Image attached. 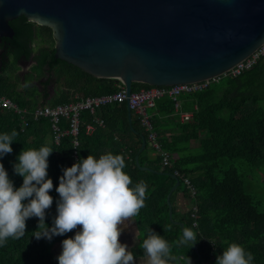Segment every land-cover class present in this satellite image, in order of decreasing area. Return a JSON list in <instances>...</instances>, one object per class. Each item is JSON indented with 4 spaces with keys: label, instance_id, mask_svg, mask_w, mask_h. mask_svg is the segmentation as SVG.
Instances as JSON below:
<instances>
[{
    "label": "trees",
    "instance_id": "1",
    "mask_svg": "<svg viewBox=\"0 0 264 264\" xmlns=\"http://www.w3.org/2000/svg\"><path fill=\"white\" fill-rule=\"evenodd\" d=\"M10 28L15 37L0 41V95L12 99L20 108L33 110L43 103L53 106L117 90V80L94 77L73 64L55 60L54 48L43 46L47 41L54 42L51 29L39 27L25 17L10 22ZM37 40L38 47L34 48ZM29 62L32 63L29 70L20 76L22 64ZM31 80L34 82L30 83ZM22 81L25 85L20 90ZM149 87L146 83L132 82V91ZM179 101L180 111L191 114L187 122H179L167 96L157 98L155 107L151 108L155 113H150L161 149L174 157L171 169H161L160 159L149 157L147 143L138 154L141 140L147 141V134L132 111L129 122L125 102L100 106L93 114L88 110L80 112L76 148L79 160L89 154L97 158L106 153L122 155L126 164L123 171L132 180L130 186L140 181L146 183L145 205L135 219L146 228L143 234L152 229L172 245L174 259H169L167 264H177L178 255L190 261L199 257L198 262L191 264H215L216 257L231 243L251 252L252 264H264V213L244 190L242 176L235 166L225 167L226 161H241L251 170L264 164V58L237 77L221 76L202 90L181 94ZM93 116L99 117L102 127H94V132L86 135L85 126L92 123ZM21 120L20 113L0 108V134H10L13 130L18 133L11 142L12 152L0 157V163L18 188L23 178L14 173L13 165L18 162L19 153L42 146L53 149L47 168V178L53 183L49 192L53 203L45 212V223L51 227L59 199L55 188L63 169L71 167L72 137L65 136L55 145L48 119L30 120L26 129H22ZM61 127L68 128L66 120L61 121ZM137 154L139 166L155 172L140 170L134 160ZM172 170L188 179L196 191L192 198L183 190L190 201L185 214L174 216L171 208V221L194 231L196 251L192 246H176L181 233L167 220L165 197L174 182L166 174ZM176 191L169 196L170 206ZM191 208L196 210L192 212ZM37 225L38 218L27 219L25 235L20 239L9 238L0 247V264H58L52 246L69 238L72 232L53 236L50 241L37 240L33 236Z\"/></svg>",
    "mask_w": 264,
    "mask_h": 264
},
{
    "label": "water",
    "instance_id": "2",
    "mask_svg": "<svg viewBox=\"0 0 264 264\" xmlns=\"http://www.w3.org/2000/svg\"><path fill=\"white\" fill-rule=\"evenodd\" d=\"M20 17L51 29L55 60L120 81L127 95L132 82L221 77L264 43V0H0V41L15 37L10 22ZM145 145L143 138L138 154ZM138 154L137 167L155 172L139 166ZM166 175L174 182L165 197L171 221L168 200L179 182ZM171 222L182 235V224Z\"/></svg>",
    "mask_w": 264,
    "mask_h": 264
},
{
    "label": "clouds",
    "instance_id": "3",
    "mask_svg": "<svg viewBox=\"0 0 264 264\" xmlns=\"http://www.w3.org/2000/svg\"><path fill=\"white\" fill-rule=\"evenodd\" d=\"M18 133L13 130L0 134V157L12 152L11 142ZM53 149L42 146L38 150H22L13 165L14 173L23 178L15 188L0 163V247L9 238L20 239L26 232V220L38 218V230L33 236L51 240L75 231L72 238L61 242L58 264H136V257L119 236L145 205L147 185L144 181L132 185L123 171L124 158L106 153L98 158H86L63 169L55 191L59 195L56 215L49 227L45 212L53 203L49 195L53 183L47 178L48 157ZM79 229V230H77ZM197 241L194 231L185 228L176 246L191 247ZM171 247L165 239L149 230L141 248L142 264H167ZM253 255L237 243H231L216 257L215 264H252ZM187 264H191L187 257Z\"/></svg>",
    "mask_w": 264,
    "mask_h": 264
},
{
    "label": "built area",
    "instance_id": "4",
    "mask_svg": "<svg viewBox=\"0 0 264 264\" xmlns=\"http://www.w3.org/2000/svg\"><path fill=\"white\" fill-rule=\"evenodd\" d=\"M264 58V43L259 46L249 57L242 62L236 64L234 67L225 72L223 77H237L244 71L249 70L255 65L260 59ZM221 77L207 79L200 82H188L178 83L168 86L151 85L149 88H140L137 91L126 94L125 86L122 82L116 83L117 90L112 93L102 94L97 96H89L82 99H77L68 103L49 105L47 103L39 104L34 107L33 110L27 108H20L16 102L7 96L0 95V108L14 110L21 114V127L25 129L29 126L30 120L37 121L38 119H48L51 125V131L54 139V144L58 145L61 138L65 136L72 137V145L74 151L72 153L71 166L73 163L79 161L76 148L79 146L78 134L80 130V112L82 110H88L91 114L94 113L95 109L100 106H104L112 103H128L129 108L134 112L140 121L141 127L147 134L146 140L152 149L155 151L159 150L158 136L153 132L152 124L150 121V113L148 109L155 107L157 98L167 96L173 103L174 112L178 114L179 122L184 123L189 120L191 114L189 112L180 111L179 109V96L183 93H189L193 91L202 90L212 83L218 81ZM62 120H66L68 123L67 129H60L59 124ZM94 127H102V121L97 116H93L92 123L85 126V134L91 135L94 132ZM160 167L170 168L171 157L166 152H159ZM173 175L177 176V172H173ZM190 197L196 193L194 188L184 177H177ZM196 210V209H192ZM191 217H194L191 214Z\"/></svg>",
    "mask_w": 264,
    "mask_h": 264
},
{
    "label": "rangeland",
    "instance_id": "5",
    "mask_svg": "<svg viewBox=\"0 0 264 264\" xmlns=\"http://www.w3.org/2000/svg\"><path fill=\"white\" fill-rule=\"evenodd\" d=\"M38 43H39V40H37L35 42L34 48L38 47ZM43 46L46 47V48H54V42L47 41V42L44 43ZM31 65H32L31 62H29L28 65H23L22 66V69H20L18 71V74L20 76H23V74L26 73L29 70V68H30ZM31 82H34V81L31 80L30 83ZM24 85H25V83L22 81L19 84V89L20 90H23L24 89ZM49 91H50V93L53 92L52 86H49ZM153 132L157 135V133L154 130H153ZM146 143H147V145L149 147L148 149H150L147 153H148L149 157L152 158V159L154 157H156V156L158 157L159 156V152H161V151L162 152H165L164 150L161 149L160 145H159V150L160 151H157V150L154 151L152 149L151 145H149L148 141H146ZM191 146H193V143H191ZM170 157H171V166H172V162H173V158L174 157L172 155H170ZM230 164L233 165V166H235V168L237 169L238 173L242 176L243 183H244V190L246 191V193L249 194L252 197L253 202L256 205H258V208L261 210V212L264 213V164H261V165H259V167H257L256 169H252V170L245 163H243L241 161H226L225 162V167L226 168L229 167ZM171 168L172 167H170V168H161V169H171ZM174 171L175 170H172V172L170 173V175H173V172ZM175 172H177V171H175ZM160 174H162V173L160 172ZM173 176H175V175H173ZM178 176L179 177H183L179 173H177V176H175V177L177 178ZM178 182H179V184H178V190H183L182 185H181L179 179H178ZM194 195H196V193H194ZM194 195L192 196V198L194 197ZM167 217H168V213H167ZM167 220L169 221L168 218H167ZM140 227L143 230L146 229L145 227H142V225H140ZM151 231H153L154 233H156L152 229H151ZM146 232H147V230H146ZM178 256H181V255H178Z\"/></svg>",
    "mask_w": 264,
    "mask_h": 264
},
{
    "label": "crops",
    "instance_id": "6",
    "mask_svg": "<svg viewBox=\"0 0 264 264\" xmlns=\"http://www.w3.org/2000/svg\"><path fill=\"white\" fill-rule=\"evenodd\" d=\"M148 113L154 114L155 112L153 109L152 110L148 109ZM183 190L185 191L184 188ZM183 190H178L177 188V191L175 192L174 197L172 199L171 208L173 210L174 216L185 214L187 212V209L190 207V201L188 200L189 198L186 197ZM75 231L76 230L72 231V234L69 238H72L75 235ZM142 231L143 229H141L138 220L134 218L133 222L127 228H124L121 232V235L119 236V241L122 244L127 245L128 250H130L133 253V255L136 257V264H142L141 259L143 257V251L141 248V244L143 239L147 238L148 235V232L146 233L144 232L143 234ZM61 250H62L61 243L53 245L52 253L56 259L60 254Z\"/></svg>",
    "mask_w": 264,
    "mask_h": 264
},
{
    "label": "bare ground",
    "instance_id": "7",
    "mask_svg": "<svg viewBox=\"0 0 264 264\" xmlns=\"http://www.w3.org/2000/svg\"><path fill=\"white\" fill-rule=\"evenodd\" d=\"M79 119H80V117H79ZM80 124H81V122H80ZM29 126H30V124H29ZM29 126H28V127H29ZM28 127H26V128H28ZM26 128H25V129H26ZM59 128H60V129H67V128H62V127H61V123L59 124ZM61 139H62V138H61ZM61 139H60V140H61ZM59 143H60V141H59ZM58 145H59V144H58Z\"/></svg>",
    "mask_w": 264,
    "mask_h": 264
},
{
    "label": "flooded vegetation",
    "instance_id": "8",
    "mask_svg": "<svg viewBox=\"0 0 264 264\" xmlns=\"http://www.w3.org/2000/svg\"><path fill=\"white\" fill-rule=\"evenodd\" d=\"M22 65H28V63H26V64H22Z\"/></svg>",
    "mask_w": 264,
    "mask_h": 264
}]
</instances>
